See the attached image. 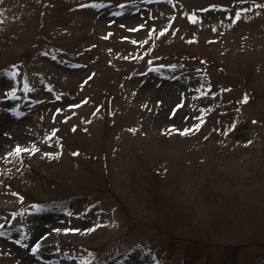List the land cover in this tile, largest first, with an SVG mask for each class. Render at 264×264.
<instances>
[{
    "label": "rangeland",
    "instance_id": "rangeland-1",
    "mask_svg": "<svg viewBox=\"0 0 264 264\" xmlns=\"http://www.w3.org/2000/svg\"><path fill=\"white\" fill-rule=\"evenodd\" d=\"M0 264H264V0H0Z\"/></svg>",
    "mask_w": 264,
    "mask_h": 264
},
{
    "label": "snow or ice",
    "instance_id": "snow-or-ice-1",
    "mask_svg": "<svg viewBox=\"0 0 264 264\" xmlns=\"http://www.w3.org/2000/svg\"><path fill=\"white\" fill-rule=\"evenodd\" d=\"M213 7H216V5H213ZM235 16H236V19L237 20H239L240 19V13H235ZM193 20H195L196 19V17H195V15H193L192 17H191ZM142 27H144V25H137V27L136 28H133V29H130L131 31H137V30H139V28H142ZM150 32H155L156 31V29H155V26H153L150 30H149ZM166 31H168V28H162V29H160V34L161 35H163V33L164 32H166ZM109 35H111V33H109ZM122 39H126V37H122ZM134 42H136V43H147V40H145V41H134ZM13 67H15V66H13ZM14 74V73H13ZM94 75V74H93ZM209 87H210V85H209ZM14 94V93H13ZM249 99V97L247 96V94H245L244 95V97H243V101L244 102H247V100ZM145 107H147L146 105H144ZM70 107H71V105H70ZM57 111L59 112V111H61V109H57ZM173 127V129L175 130V131H183L184 133H189V132H191L193 129H196V130H199V127H200V124L198 123V124H195V125H193L192 126V128H184V129H176L175 128V126H172ZM233 127H235V125H233ZM132 131H135V129H132ZM246 142H248V143H250V141H246ZM36 149H35V147L33 146V148L31 149V151H35ZM22 151H29V149H25V148H23L21 145H16V149H15V152H16V154L17 155H19V153L20 152H22ZM12 153H8V155H11ZM76 154H78V153H76ZM48 155H52L51 153H48ZM17 195H19V194H17ZM91 229H84V231H90ZM56 231H61V229H56ZM63 231H80V229H76V228H72V229H68V228H65V229H63ZM18 243H19V241H17ZM39 248V244H37L36 245V247H33L31 250L33 251V252H36L37 251V249Z\"/></svg>",
    "mask_w": 264,
    "mask_h": 264
}]
</instances>
